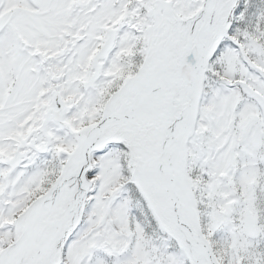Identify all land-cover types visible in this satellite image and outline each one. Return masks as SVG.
Instances as JSON below:
<instances>
[{
	"label": "snow or ice",
	"instance_id": "6c2138e0",
	"mask_svg": "<svg viewBox=\"0 0 264 264\" xmlns=\"http://www.w3.org/2000/svg\"><path fill=\"white\" fill-rule=\"evenodd\" d=\"M0 264H264V0H0Z\"/></svg>",
	"mask_w": 264,
	"mask_h": 264
}]
</instances>
